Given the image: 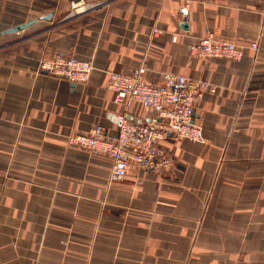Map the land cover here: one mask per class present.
Listing matches in <instances>:
<instances>
[{"label":"crops","instance_id":"0c3cea01","mask_svg":"<svg viewBox=\"0 0 264 264\" xmlns=\"http://www.w3.org/2000/svg\"><path fill=\"white\" fill-rule=\"evenodd\" d=\"M73 1L0 0V264H264V0H79L90 6L70 16ZM208 33L242 58L191 56ZM57 54L91 60L89 80L38 71ZM140 66L151 84L216 89L194 110L201 141L161 142L169 172L131 165L115 182L108 156L68 137H116L110 114L160 120L106 88Z\"/></svg>","mask_w":264,"mask_h":264},{"label":"built area","instance_id":"2783aa9c","mask_svg":"<svg viewBox=\"0 0 264 264\" xmlns=\"http://www.w3.org/2000/svg\"><path fill=\"white\" fill-rule=\"evenodd\" d=\"M89 6L79 0L71 2L70 16ZM176 38L177 35L172 36L173 41ZM252 48H256V44H252ZM243 51L239 45L217 40L212 33L188 44L189 54L202 59L238 61ZM37 68L70 83L83 84L89 80L93 64L91 60L79 59L71 54H57L41 59ZM145 72L144 66L130 74L110 72L106 88L113 92L115 104L127 106L136 100L144 107L157 108L160 120L153 118L149 122H140L131 119L125 112L110 114L109 119L118 130L116 137L107 135L102 125H94L85 133L68 137L71 146L85 149L93 155L108 156L112 160L111 181L122 180L131 165L143 170L169 172L174 160L171 153L161 147V142L169 134L179 140H202V129L192 120L194 110L204 93H213L216 86L182 75H170L161 84H151L145 80Z\"/></svg>","mask_w":264,"mask_h":264},{"label":"water","instance_id":"95a60500","mask_svg":"<svg viewBox=\"0 0 264 264\" xmlns=\"http://www.w3.org/2000/svg\"><path fill=\"white\" fill-rule=\"evenodd\" d=\"M182 12H183V15H184L185 12H184V11H182ZM52 17H53V14H52V13H49V14H46V15L42 16L41 19H44V20H51ZM33 22H35V20H30V21L26 22L25 24H22V25H19V26H16V27H14V28H11V29L7 30V32H15V31L22 30V29H24L25 27L31 25ZM186 25H187L186 23L183 24V27H184L185 29H186V27H187Z\"/></svg>","mask_w":264,"mask_h":264}]
</instances>
